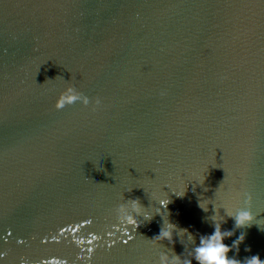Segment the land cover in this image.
Wrapping results in <instances>:
<instances>
[{"label":"water","instance_id":"1","mask_svg":"<svg viewBox=\"0 0 264 264\" xmlns=\"http://www.w3.org/2000/svg\"><path fill=\"white\" fill-rule=\"evenodd\" d=\"M66 83L104 108H55ZM224 177L222 201L250 194L260 221L219 209L225 244L245 233L228 255L264 260V0H0V264L191 258ZM144 188L194 240L154 245L155 213L119 225L120 205L160 206Z\"/></svg>","mask_w":264,"mask_h":264},{"label":"clouds","instance_id":"2","mask_svg":"<svg viewBox=\"0 0 264 264\" xmlns=\"http://www.w3.org/2000/svg\"><path fill=\"white\" fill-rule=\"evenodd\" d=\"M46 62L47 61L44 63ZM77 100L81 101V103L88 108L94 107L97 112H99L105 106L103 99L97 98L96 100H93L91 97H88L80 92L72 83H66L63 90L59 93L54 107L59 109L64 107L65 104L73 103ZM192 180H195L197 183L203 185L205 175L200 174L189 181ZM224 181L225 177L220 186L217 188L216 200H198V207H200L205 212L208 211L209 203L213 204L215 214L211 218L214 221V231L210 234L200 236L199 244L195 245V247L189 253L191 258H182L180 255L176 254L169 256L167 253H161L159 255L158 264H192L193 259L197 262V264H264V260H261L259 255H253L244 261L237 260L235 257H229L228 255V253L232 251L233 248L238 250L239 244L245 239V233L241 232L231 245L225 244V238L231 237L234 233L230 230H221L220 221L223 219V217L219 215V209L223 208L227 216L234 218L236 228L251 227L254 222L259 227L260 221L256 220V215L251 210L250 204L252 197L250 194H244L246 197L244 201L245 206L241 208L234 209L222 201L221 192ZM187 188L188 182L185 183L182 188L171 189V191L176 196L183 197ZM131 190V188L128 189V191ZM144 190L148 192L150 198L154 201H157L160 206L149 211L145 209V207L140 203L139 199H136L129 202L131 207V211L129 212L126 210L125 205H120L119 211L122 213V215L119 217V225L131 226V228L135 230V228H137L141 223V221L137 219V216H143L145 220H151L153 213H155L162 217L164 223L159 231V234L151 239L154 245L161 244L165 240H167L170 244H174V233L176 235L187 233L188 239L190 241L194 240L193 235L188 232L187 228H181L177 231V225L167 219V205L171 202L168 193L165 191L149 192L145 188ZM237 195H239V193H237ZM125 230H127V227H125Z\"/></svg>","mask_w":264,"mask_h":264},{"label":"snow or ice","instance_id":"3","mask_svg":"<svg viewBox=\"0 0 264 264\" xmlns=\"http://www.w3.org/2000/svg\"><path fill=\"white\" fill-rule=\"evenodd\" d=\"M131 239H132V237H131V236H129V237H128V240H125V241H124V243H125V244H127V243H128V241H129V240H131Z\"/></svg>","mask_w":264,"mask_h":264}]
</instances>
